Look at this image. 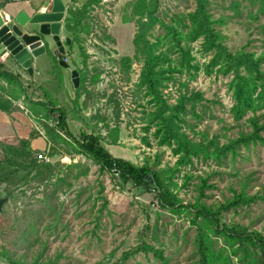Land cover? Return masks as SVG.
Instances as JSON below:
<instances>
[{
    "label": "trees",
    "instance_id": "obj_1",
    "mask_svg": "<svg viewBox=\"0 0 264 264\" xmlns=\"http://www.w3.org/2000/svg\"><path fill=\"white\" fill-rule=\"evenodd\" d=\"M10 1L13 0H6L5 3ZM250 1L252 8L256 7L258 12L250 10L249 16L258 21L261 15H264V0ZM160 2L161 0H138L135 5V14L140 17V28L134 39L135 52L134 55L122 59V66L129 72L134 61L142 64L140 78L136 84L137 93L147 101L142 116V138L151 146L149 134H152L160 147L170 148L176 157L174 165L157 169L160 155L156 156L155 165L148 159L145 163L138 164L116 158L107 149V141L101 132H85L82 138L78 139L67 130V110L42 103L41 108L46 109L49 115H53L55 111L63 112V119L57 117L51 120L55 124L54 128L63 129L65 135L72 138L68 140L57 130L46 132V139L51 144L50 149L52 148L50 155L57 153L59 145L71 147L67 152L72 154L73 158L84 155L94 160L99 164L101 173L107 172L120 179L118 185H121L123 190L131 184V190L155 192L154 204L173 214L184 213L190 225L196 229L194 251L190 253L193 259L186 263L179 261V258L176 262L173 261L178 253H168L167 242L161 241V237L154 230L152 243L148 242L147 236L144 235L142 243L122 253L118 264H127L133 256L140 253H152L153 258L160 264H264V230L253 225L255 220L264 218V208L258 207L259 211L255 212V206L264 202V182L260 181L258 170L248 171L237 164L241 159L249 158L247 150L264 145V50L258 53L247 45L236 51L232 50L227 44V35L218 27L219 23L225 24L226 21L224 18H215L211 11V0H196V8L193 11L179 15L175 22L165 23L157 16ZM101 3L102 0H85L82 9L69 8L71 13L66 18V29L70 31L73 47L79 45L80 50H84L81 43L82 34L90 33L91 12ZM233 3L238 9L241 1ZM158 23H164L167 31L152 40L150 33ZM260 27L259 32L264 33V24ZM198 41L201 53L208 57L204 63L194 54L195 43ZM56 62L58 63L57 59ZM2 67L3 64L0 63V78L12 85H22L21 75L2 70ZM201 70L208 76L231 77L228 82L234 98L231 111L237 122L246 117L247 130L243 129L231 138L223 133V137L227 138L224 142L217 134L211 135L207 131L196 130L206 120L208 109H212L210 103H218L208 99L202 90L189 87V81L197 78ZM79 71L82 84L77 89L78 96L83 93L81 89L86 90L89 67ZM96 74L101 75V72L97 71ZM96 74L93 75L95 82L99 79ZM184 74L189 75V80L181 81L177 95L166 92L170 83L176 82L179 76ZM33 109L36 110L35 107ZM105 125L110 130L108 143L118 144L121 139L119 124L116 123L115 127L108 123ZM39 151L18 135L9 143L0 139V181H13L19 171H26L29 176L34 175L33 180L53 182L52 193L45 196V205L50 209L47 213L53 216L57 213L60 194L74 188L75 183L69 179V175L73 174L70 178L79 181L83 175H88V168L80 171V164L73 162V165L69 166L71 171L65 172L64 168L61 170V167L51 162L40 160ZM197 162L210 164L214 169L197 173L194 170ZM4 166L9 167L5 176L2 174ZM216 175L221 178L228 176L227 192L222 194V198L209 201L213 192L208 190L219 188L214 179ZM177 178L182 179V182ZM25 181L30 182L29 178H25ZM192 184L196 194L190 200L183 198L180 189L188 188ZM13 195L14 191L8 192V196ZM168 217L171 218V215ZM96 221L99 227L100 217ZM94 233H97V230H94ZM47 241L45 240L44 244ZM41 242L40 221L34 218L11 248L3 245L0 257L11 264H61V259L65 257L64 251H58L52 256L47 253L45 247L36 255H31L34 246ZM22 249H26V252L18 253ZM103 252L104 255L112 257L116 255L115 250L108 254ZM44 253L47 254L45 258ZM91 264L107 262L98 260Z\"/></svg>",
    "mask_w": 264,
    "mask_h": 264
},
{
    "label": "rangeland",
    "instance_id": "obj_2",
    "mask_svg": "<svg viewBox=\"0 0 264 264\" xmlns=\"http://www.w3.org/2000/svg\"><path fill=\"white\" fill-rule=\"evenodd\" d=\"M84 1L72 0L69 6L66 5L62 37L66 41L71 40V44H68V49L66 48L67 51L64 53L66 55L64 61L69 64V67L60 65L59 61L50 65L49 60L44 59L43 68L51 69L52 75H55L51 76L43 71L38 81L40 86L47 93L48 100L53 107L62 105L67 110V130L72 132L76 138L81 139L85 132L98 131L105 136L107 149L116 158H123L138 164H143L148 159L152 165H155L156 156L160 155L157 169L174 165L176 157L173 156L170 148L160 147L152 134H149L151 146L147 145L142 138L144 136L142 116L147 101L136 91L142 64L137 60L134 61L129 72L122 66V59L134 55L135 52L134 39L140 28V17L135 14V5L138 0H102V3L91 12L90 33L82 34L81 43L84 48L82 51L79 45H76V48L72 46L70 31L66 29V18L71 13L69 8L82 9ZM234 1L238 0H211V11L215 18H224L226 21L225 24L219 23L218 27L227 35V44L234 51L247 45L251 50L262 52L264 33L259 30L264 24V15H261L260 20L255 21L249 16V12L253 10L257 13L258 10L256 7L252 8L250 0H240L241 4L238 9L235 8ZM160 6L157 16H160L164 23L175 22L179 19V15L189 13L196 8V0H161ZM0 15L3 25L12 21L2 11ZM164 23H158L150 33L152 40L166 33L167 28ZM194 54L201 63L208 60V57L201 53L200 41L195 43ZM86 67H89L87 87L86 90L81 89L83 93L78 96L77 89L81 87L82 82L79 87L73 84V71L75 69L85 70ZM97 71L101 72V75L96 74ZM94 74L99 76L97 82L94 81ZM61 77H64L62 80L66 79V82H70V90L72 89V92L62 95L64 99L58 96L62 93L52 92L59 87ZM183 80L188 81L189 75L179 76L176 82L170 83L166 92H172L173 96H176ZM230 80V76H208L201 70L197 78L189 81L190 88L202 90L208 99L218 102L210 103L212 109H208L206 120L196 130H204L211 135L217 134L223 142L227 140L223 137V133L231 138L238 135L241 130L248 128L246 117L239 122L234 119L231 111L234 98L228 85ZM6 81L0 78V102L12 105L8 101V95L4 93L3 85ZM27 83L32 84V81L28 80ZM20 89L21 86L15 88L17 91ZM25 89L30 91L29 87L25 86ZM118 112L119 117H117ZM63 116V112L57 111L53 115L46 114L45 119L57 117L63 119ZM34 123L35 127L32 128L34 131L28 137L30 141L26 138L22 139L32 142L38 138V142L43 143L48 135L46 131L43 136L37 134V128L41 130L42 127ZM106 123L113 127L116 123L119 124L121 139L118 144L108 143L110 130L106 127ZM51 129L57 130L68 140L72 139L67 137L61 128ZM3 141L9 143L8 140ZM70 148L59 145L57 153L53 156L50 155L52 148L40 150L47 154V158L43 160L61 167V170L64 168L65 172L71 171L69 166H72L73 162L80 164V171L88 168V175H83L79 181L70 178L73 174L69 175V179L75 183L74 188L67 193L60 194L57 213L53 216L47 213L50 209L45 205V196L52 193L53 182L33 180L34 175L29 176L26 171H19L13 181L10 180L12 182L0 181V198L7 197L0 212V250L3 249V245L11 248L14 241L22 236L34 218H37L40 221L42 242L34 246L31 255H36L41 248L45 247L47 253L52 256L58 251H64L65 257L61 259V264H91L98 260H105L107 264H118L122 253L142 243L144 235L147 236L146 240L152 243L154 230L161 237V241L167 242L168 253H178L173 261L176 262L179 258V261L186 263L193 259L190 253L194 251L193 241L196 229L190 225L184 213L180 215L162 210V207L154 204L156 202L155 192L145 193L140 189L131 190V184L123 190L121 185H118L120 179L114 178L107 172L101 173L99 164L84 155L73 158L72 154L67 152ZM246 152L249 158L241 159L237 163L238 166L248 171L258 170L260 181L264 182V145L254 146L252 150ZM4 168L3 176L9 171V167L4 166ZM213 169L210 164L197 162L194 170L200 173L202 170L210 172ZM227 177L215 176L214 179L218 182L219 188L213 191L208 190V192H213L209 201H216L222 198L224 192H227ZM25 178H29L30 182L25 181ZM177 179L182 182V179ZM9 191H14V195L8 196ZM195 194L194 184L180 189V195L188 200L192 199ZM258 207L264 208V202L255 206V212L259 211ZM169 215L173 221L168 217ZM99 217L100 223L97 227L96 219ZM49 225L52 227L47 228ZM253 225L255 228L264 230V218L255 220ZM94 230H97V233H94ZM45 240L48 241L44 244ZM102 250L106 254L115 250L116 255L113 257L104 255ZM24 252L26 249L18 253ZM46 255L44 253V258ZM0 264L11 263L0 257ZM127 264L160 263L153 258L152 253L149 255L140 253L133 256Z\"/></svg>",
    "mask_w": 264,
    "mask_h": 264
},
{
    "label": "crops",
    "instance_id": "obj_3",
    "mask_svg": "<svg viewBox=\"0 0 264 264\" xmlns=\"http://www.w3.org/2000/svg\"><path fill=\"white\" fill-rule=\"evenodd\" d=\"M6 0H0L2 2V5H0V11H2L5 15H7L9 18L11 16H17L22 11H26L28 14H35L37 10L39 9H48L51 6L53 0H13L10 2L5 3ZM66 5L69 6V3L72 0H63ZM64 31V26H63ZM66 42V40H64ZM70 45V44H69ZM68 47V44H67ZM68 49V48H67ZM67 51V50H66ZM60 61V59H65L66 55L62 54L60 55V58L54 55H44L41 57V59L34 64V72L30 73L27 69L21 67V66H13L10 64H7L2 57H0V63L3 64L2 70H10L15 74L21 75L22 85L20 90H15V88L19 87L18 85H12L7 82L4 87V93L8 95V101L12 103L10 104H4L0 102V139L2 140H8V141H14L19 133L20 138H26L28 139L29 136H31V133H33L34 130L32 128L35 127V123L37 125L41 126L42 129L37 130L39 135L43 136L45 135V131H52L51 128L55 127L54 122L51 119H45L46 114H48V111L46 109L41 108V104L46 102L49 104V107L52 106L51 102L48 100V95L45 93V91L40 86L39 77H41L43 71H46L49 75H52L51 69H44L42 62L45 60H49V64L56 63V59ZM66 62V61H65ZM60 63V62H59ZM46 66V65H45ZM64 77L60 78V85L57 89L52 91L53 93L59 94L62 99V95H66L68 92H72V89L70 90V82H66L62 80ZM31 80L32 84H28L27 81ZM62 81V82H61ZM4 84V83H3ZM29 87L30 91H26L25 89ZM74 84V83H73ZM33 85V86H32ZM35 102V103H34ZM33 107L36 108L33 109ZM53 107V106H52ZM56 108L62 107V105H56L54 106ZM30 108V112H29ZM6 109V110H5ZM57 112V111H55ZM43 117V118H42ZM34 118V119H33ZM37 118V119H35ZM54 124V125H53ZM29 140V139H28ZM30 141V140H29ZM33 149L38 150H49L51 147V144L48 143L47 139H44V142H38V138L32 142H30Z\"/></svg>",
    "mask_w": 264,
    "mask_h": 264
},
{
    "label": "water",
    "instance_id": "obj_4",
    "mask_svg": "<svg viewBox=\"0 0 264 264\" xmlns=\"http://www.w3.org/2000/svg\"><path fill=\"white\" fill-rule=\"evenodd\" d=\"M48 9H39L35 14L22 11L17 16H11L9 24L3 25L0 15V57L7 64L19 65L34 72V64L44 55H54L60 58L71 44V40L63 41L62 27L66 15V4L63 0H53ZM60 65L69 64L60 59ZM73 83L79 87L81 75L75 69L72 75ZM7 197L0 198V212Z\"/></svg>",
    "mask_w": 264,
    "mask_h": 264
},
{
    "label": "built area",
    "instance_id": "obj_5",
    "mask_svg": "<svg viewBox=\"0 0 264 264\" xmlns=\"http://www.w3.org/2000/svg\"><path fill=\"white\" fill-rule=\"evenodd\" d=\"M38 157H39L40 160H43V159L47 158V154H46V152H41L40 151Z\"/></svg>",
    "mask_w": 264,
    "mask_h": 264
}]
</instances>
